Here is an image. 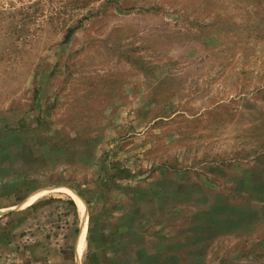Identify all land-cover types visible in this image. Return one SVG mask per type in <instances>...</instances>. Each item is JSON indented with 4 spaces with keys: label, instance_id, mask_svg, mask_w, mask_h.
<instances>
[{
    "label": "rangeland",
    "instance_id": "1",
    "mask_svg": "<svg viewBox=\"0 0 264 264\" xmlns=\"http://www.w3.org/2000/svg\"><path fill=\"white\" fill-rule=\"evenodd\" d=\"M157 263L264 264V0H0V264Z\"/></svg>",
    "mask_w": 264,
    "mask_h": 264
},
{
    "label": "bare ground",
    "instance_id": "2",
    "mask_svg": "<svg viewBox=\"0 0 264 264\" xmlns=\"http://www.w3.org/2000/svg\"><path fill=\"white\" fill-rule=\"evenodd\" d=\"M40 194H41V193H40ZM38 195H39V193H37V195H35L34 198H35L36 196H38ZM74 201H75L76 206H77V208L79 209V211H80V212H83L84 207H83L82 203L79 201V199H77V198L75 199V198H74ZM78 213H79V212H78ZM82 227H83V228H82L81 232L79 233V235H78V237H77V243H76L77 251L81 249L82 244H83V235H84V232H85V225H84V223H83V226H82Z\"/></svg>",
    "mask_w": 264,
    "mask_h": 264
},
{
    "label": "crops",
    "instance_id": "3",
    "mask_svg": "<svg viewBox=\"0 0 264 264\" xmlns=\"http://www.w3.org/2000/svg\"><path fill=\"white\" fill-rule=\"evenodd\" d=\"M77 240V239H76Z\"/></svg>",
    "mask_w": 264,
    "mask_h": 264
},
{
    "label": "trees",
    "instance_id": "4",
    "mask_svg": "<svg viewBox=\"0 0 264 264\" xmlns=\"http://www.w3.org/2000/svg\"><path fill=\"white\" fill-rule=\"evenodd\" d=\"M158 264V263H157Z\"/></svg>",
    "mask_w": 264,
    "mask_h": 264
}]
</instances>
